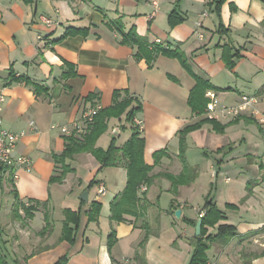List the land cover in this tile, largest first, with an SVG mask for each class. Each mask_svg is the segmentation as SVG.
<instances>
[{
    "label": "crops",
    "instance_id": "obj_1",
    "mask_svg": "<svg viewBox=\"0 0 264 264\" xmlns=\"http://www.w3.org/2000/svg\"><path fill=\"white\" fill-rule=\"evenodd\" d=\"M212 1L34 0L26 4L0 0V90L7 98L4 128L24 133L16 155L32 161L31 171H19L16 179L11 178L12 170L0 176V190L7 185V193L13 196L2 217L0 209V256L6 264H56L64 257L68 264H189L199 213H206L208 200L222 214L218 224L237 229L227 244H211L208 263L264 264L263 128L244 113L236 121L221 118L215 129L206 121L205 108L194 111L189 104L199 80L205 89L198 90L199 105L202 98L210 102L208 92L215 95L219 108L237 106L243 95H263L264 0H226L219 12L216 4L210 5ZM172 14L178 21L175 25ZM41 16L54 25L41 22ZM69 30L76 33L65 36ZM131 31L148 44L161 40L163 46L180 50L190 70L163 54L151 63L146 57L137 59L138 47L123 43ZM231 56L233 69L226 62ZM11 72L41 89L35 92L25 82H11ZM117 92L120 101L127 93L141 104L135 123L145 140L144 160L153 167L151 176L176 177L183 172L179 133L201 125L185 138L190 177L195 173L197 178L175 191L167 178L142 186L139 196H145L142 204L148 207L146 217L138 222L131 216L122 223L110 219L111 204L127 185L124 166L113 168L125 173L126 182L114 186L109 197L108 184L100 178L101 165L90 153L67 160L71 171L62 181H53L63 172L53 156L64 152L69 138L59 127L73 124L90 106L110 108ZM258 109L264 113V103ZM111 123L112 119L107 133ZM107 133L98 139V148H108ZM195 143L207 148L202 169L210 177L207 182L191 159ZM161 150L168 155L155 165L154 154ZM100 185L105 186V194H99ZM86 191L87 202L81 200ZM165 195L167 204L161 201ZM93 203L102 209L91 221ZM22 206L34 209L26 215ZM17 207L19 214L14 212ZM178 210L180 218L175 214ZM67 211L81 216L74 244L61 240ZM144 221L158 235L149 238L145 257L139 261L136 254L146 233ZM218 224L208 229V235L217 234Z\"/></svg>",
    "mask_w": 264,
    "mask_h": 264
},
{
    "label": "trees",
    "instance_id": "obj_2",
    "mask_svg": "<svg viewBox=\"0 0 264 264\" xmlns=\"http://www.w3.org/2000/svg\"><path fill=\"white\" fill-rule=\"evenodd\" d=\"M26 4H31L34 0H21ZM226 0H213L210 5L216 4V11L219 12L221 5ZM171 24L175 25L178 21L175 20V15H171ZM115 27L118 28L119 24L115 23ZM222 30V28H220ZM75 30L67 31L66 35L75 34ZM124 44L130 46H137L138 53L137 59H141L146 57L149 63L153 62L156 57L159 55H167L170 57L177 58L181 64L189 71L190 67L188 65V61L185 59L183 53L180 50H171L168 47L163 46V44H148L147 40L138 36L135 31H131L130 34L124 37ZM228 51V49H227ZM234 56L230 58L226 57L227 67L229 69H233L235 66V62L233 61ZM11 82H25L27 85L33 87L35 92H39L41 87L37 84L30 82L28 79L23 77H16L14 72L10 73ZM199 91H204V85L200 82L197 85ZM194 91L189 101V104L192 106L194 111H201L203 108H207L208 100L202 98V105H199L198 101V91ZM203 94V93H201ZM197 96V98H196ZM120 93L115 94V102L113 106L107 109H101L99 113L96 115L93 124H91L88 128L87 133L81 138L69 137L67 139V145L64 152L61 155H54L53 159L56 165H61L63 167V172L61 177H55L53 181L60 182L63 177L70 172L71 170L65 165L67 160H71L76 154L79 153H90L92 154L99 164L101 165L100 169L104 167H118L124 166L127 170V185L123 193L115 198V200L111 204V221L115 223L127 222L126 216H131L136 219L138 222L141 218L146 217L147 207L148 205L142 204V201L145 202V199L139 196V190L142 186L147 185L151 186L156 179L167 178L172 182V188L175 191L179 185L184 183L191 184L197 178V175L193 173L192 177L190 174L192 173L190 170L192 169L186 160L185 151L186 144L185 138L186 135L198 128H200V124H197L194 127L186 128L184 131L179 133V138L181 142V150L179 154V158L183 165V172L179 176H172L168 174H161L158 176H151V172L153 167L147 165L144 160V151H145V140L141 136L140 126L135 123V117L137 113L141 110V104L137 99L131 98L126 93V98L123 100H119ZM134 101L138 103V105H134ZM128 112V121L132 124V135L128 139L127 142L122 145V147H118L115 144V141L108 147V149L103 150L96 146L98 139L106 133L108 130V121L112 118L120 117L123 113ZM208 123L213 124L215 129H219V124L215 120L206 119ZM236 121V119H235ZM234 122V120H233ZM168 153L166 150L158 151L154 154L155 165H158L161 159L167 156ZM11 178H13V174H11ZM2 180L0 179V184ZM94 185V182L91 183L90 187ZM16 202L19 201V196L16 192L13 193ZM23 207V206H22ZM156 209L161 214V209L159 204L156 203ZM26 215L34 208H25L23 207ZM102 205L99 203H93L92 209L90 210L89 217L91 221L96 220L101 212ZM204 210L206 211L205 216L201 219L203 221L201 236H195L191 240V245L193 246V255L189 262V264H207L208 257L207 252L211 247V244L215 241L221 242L222 244H227L233 237L237 235V229L235 226L229 224H218L222 219V214L216 207V205L212 204L209 200L206 202ZM15 213L19 214V208L17 207L14 210ZM80 213H74L71 211L66 212V221L64 223V229L61 240L68 241L71 244H74L76 241V236L80 228ZM48 221V218H47ZM159 223V222H158ZM192 225H196V223L189 222ZM218 224L217 234L216 235H208V229L213 228ZM145 230V237L139 245V250L136 254V259L142 261L144 259V250L149 238L152 235H158L154 233L147 224L146 221L143 222L142 225ZM114 230L112 231L110 237H114ZM112 244V241H110ZM0 264H6L3 260L2 256H0ZM56 264H68V257L62 258Z\"/></svg>",
    "mask_w": 264,
    "mask_h": 264
},
{
    "label": "built area",
    "instance_id": "obj_3",
    "mask_svg": "<svg viewBox=\"0 0 264 264\" xmlns=\"http://www.w3.org/2000/svg\"><path fill=\"white\" fill-rule=\"evenodd\" d=\"M204 17L207 16L205 12ZM40 21L51 27L54 25L52 20L41 16ZM197 27L200 28L201 24L198 23ZM200 38H203L202 34H199ZM155 44H163L161 40H157ZM207 97L210 98V102L207 105L208 119L218 121L221 118L236 119L242 114L247 113L251 117H254L258 124L263 128L264 132V113L258 109V106L264 103V93L262 96H248L243 95L240 103L237 106H222L219 108L218 101L212 92L207 93ZM7 98L3 90H0V176H5L9 170L13 171V178L18 177V172L21 170L30 172L32 169V161L26 156L16 155L19 140L22 134L10 132L4 128L3 113ZM102 108L99 106H90L85 108L80 115V118L73 122L71 125L60 126V131L64 135L74 138H82L88 131V128L93 124L96 115ZM31 128L36 130L35 124L30 123ZM55 128V126H53ZM145 190V188H142ZM106 188L104 185H100L99 194H105ZM264 207V200H263ZM205 216V212L199 213V218L202 219ZM264 230V224H263ZM212 264V263H207Z\"/></svg>",
    "mask_w": 264,
    "mask_h": 264
},
{
    "label": "rangeland",
    "instance_id": "obj_4",
    "mask_svg": "<svg viewBox=\"0 0 264 264\" xmlns=\"http://www.w3.org/2000/svg\"><path fill=\"white\" fill-rule=\"evenodd\" d=\"M134 105L136 106V105H138V103L136 101H134ZM127 117H128V112L123 113L122 115H120V117L112 118V123L110 124V131H108V133L106 131V133L108 134V137H109L108 147L112 144L113 141H115L116 145L124 144L131 137V135H132V124L130 123V121H128ZM114 127L121 129L120 136L116 137L113 135L114 129H112V128H114ZM193 148H194L193 149L194 152L191 154V159H193V162L195 164H197V169L199 171V176L201 177V180H205V182H207L210 177L206 172H204L202 170V169H204L205 164H207L206 157L204 155V151H206L207 148L206 149L205 148L200 149L199 146L197 145V143H195V146ZM100 149L106 150V148L105 149L100 148ZM113 168H115V167H104V168L99 170L100 178H102L103 181H105L108 184V191H109L108 197L111 196L112 193L114 192V190H113L114 186L122 185L126 182L125 173L120 171V169H113ZM115 170H117L118 173H116V174L113 173ZM110 181H112V182L110 183ZM7 189H8V186L5 185V187L2 190H0V209L2 207L1 217L3 215L2 213H4V210L7 209V207H8V202L10 201L9 203L11 204L13 201V196H12V194L7 193ZM104 199H106V198H104ZM165 199L167 201L166 195L162 197L161 201L163 204L168 203V202H164ZM182 205H185V204H182ZM5 212H7V210ZM199 220H201V219H199Z\"/></svg>",
    "mask_w": 264,
    "mask_h": 264
},
{
    "label": "water",
    "instance_id": "obj_5",
    "mask_svg": "<svg viewBox=\"0 0 264 264\" xmlns=\"http://www.w3.org/2000/svg\"><path fill=\"white\" fill-rule=\"evenodd\" d=\"M114 135L115 136H119L120 135V130H116L114 132ZM88 195H89V192L88 191L84 192L82 194V196H81V200L87 202L88 201ZM181 213H182L181 210L176 211V213H175L176 214V217L177 218H180L181 217ZM202 224H203V221L202 220H199L198 223H197V226H196V236L197 237H200L201 236Z\"/></svg>",
    "mask_w": 264,
    "mask_h": 264
}]
</instances>
